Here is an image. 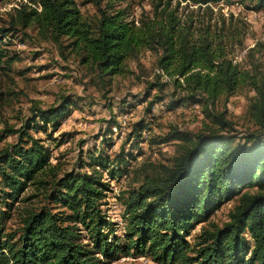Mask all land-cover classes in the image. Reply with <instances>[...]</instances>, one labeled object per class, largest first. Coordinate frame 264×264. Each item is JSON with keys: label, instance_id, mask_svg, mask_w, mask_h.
<instances>
[{"label": "trees", "instance_id": "obj_1", "mask_svg": "<svg viewBox=\"0 0 264 264\" xmlns=\"http://www.w3.org/2000/svg\"><path fill=\"white\" fill-rule=\"evenodd\" d=\"M86 1L95 6L91 16L75 0L20 2L0 27V61L8 55L10 40L4 39L33 27L62 56L68 51L76 57L96 84L110 87L115 77L132 72L129 61L150 51L157 71L140 101L152 96L150 104L167 99L173 108L199 105L210 124L195 134L174 127L150 139L176 143V154L169 165L145 162L134 172L141 180L118 198L123 231L115 234L102 209L107 178L126 174L132 155L110 160L93 150L77 168L62 169L51 162L46 139L35 135L63 143L51 132L77 103L70 96L44 109L34 102L19 127L4 123L0 130V141L16 136L0 148V264H110L122 257H148L158 264H264V68L254 62L239 68L229 56L223 26L194 25L190 15L184 20L177 12L180 2L208 8L232 0H176L174 6L173 0H150L151 15L137 22L128 20L125 9H115V0ZM237 1L264 10V0ZM263 50L264 35L247 55ZM240 85L254 92L248 114L256 130L243 135L225 108H214ZM147 128L139 120L132 135L139 139ZM29 186L45 203L25 207L18 228L7 230L6 217ZM232 199L237 201L223 224L209 221Z\"/></svg>", "mask_w": 264, "mask_h": 264}, {"label": "rangeland", "instance_id": "obj_2", "mask_svg": "<svg viewBox=\"0 0 264 264\" xmlns=\"http://www.w3.org/2000/svg\"><path fill=\"white\" fill-rule=\"evenodd\" d=\"M81 11L91 16L95 6L86 0H75ZM20 2L28 0H2L0 2V27L6 26L9 13ZM177 1L173 0L174 6ZM114 8L125 9L128 20H137L144 15H151L150 0H115ZM178 15L182 19L191 16L194 25L200 22L211 23L224 28L229 56L241 69L250 68V63H260L264 68V50L248 57V49L264 35V10L255 11L237 0L231 3L224 1L211 2L208 8L180 2L177 7ZM17 37H6L7 57L0 61V130L4 123L19 127L23 119L30 112L35 102L40 108L56 105L62 96H70L77 103L70 113L61 121L57 131L52 136L63 143L46 138L45 134L35 136L45 138L44 143L49 146L51 162L60 163L62 169L77 168L82 158L88 161L89 152L96 151L97 155L108 156L110 160L116 155L130 153L127 173L115 179L107 178L109 189L103 199L102 209L114 224L115 234H122L121 220L122 206L119 196L130 186H137L141 180L140 173H134L145 162L169 165V161L176 151V143H151V138L166 134L171 128L192 134L204 131V124L210 121L202 112L199 105H181L176 108L167 105V99L150 104L151 97L145 102L140 101L147 89V83L154 81L157 69L156 56L150 51H142L137 60L128 62L132 71L125 77H115L110 87L96 84V79L88 69L81 66L76 57L66 52L62 56L55 44L43 39L35 28L18 31ZM164 81V79L162 80ZM170 90V89H166ZM155 92L152 90L151 93ZM254 92L246 85H240L227 102H218L215 110H226V117L235 123V131L239 135L254 132L256 126L249 120L250 99ZM213 108V109H214ZM143 120L148 128L142 132L141 139L132 135L133 126ZM115 124L125 122L117 131ZM110 127V132L103 136V132ZM16 136L10 135L0 141V148L8 142H14ZM154 140V139H151ZM83 168L81 170H84ZM137 172V171H136ZM23 201L16 202L5 220L7 230H14L20 225V217L25 207L38 208L45 200L38 195L33 186H29L22 194ZM237 199L225 203L214 213L209 221L217 225L227 219L230 208ZM7 210L5 203L1 204ZM207 223V222H206ZM204 223V224H206ZM200 225L192 231H199ZM110 264H158L148 257H122Z\"/></svg>", "mask_w": 264, "mask_h": 264}, {"label": "built area", "instance_id": "obj_3", "mask_svg": "<svg viewBox=\"0 0 264 264\" xmlns=\"http://www.w3.org/2000/svg\"><path fill=\"white\" fill-rule=\"evenodd\" d=\"M124 124H125V122L121 123V126H124ZM121 126H120V123H119L118 126H117V125H114V126H113V130H114V131H117L118 128H119V129L122 128Z\"/></svg>", "mask_w": 264, "mask_h": 264}]
</instances>
